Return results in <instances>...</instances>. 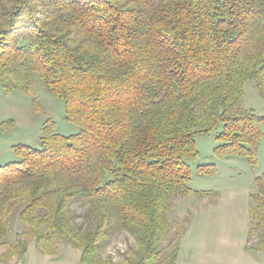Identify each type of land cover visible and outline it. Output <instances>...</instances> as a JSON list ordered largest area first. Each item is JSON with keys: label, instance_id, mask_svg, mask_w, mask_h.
Masks as SVG:
<instances>
[{"label": "trees", "instance_id": "1", "mask_svg": "<svg viewBox=\"0 0 264 264\" xmlns=\"http://www.w3.org/2000/svg\"><path fill=\"white\" fill-rule=\"evenodd\" d=\"M39 80L77 130L47 123L39 148L19 145L0 165V247L23 256L33 240L50 255L79 250L81 264H177L173 197L216 171L189 164L196 137L213 133L219 158L257 161L264 114L243 101L249 81L264 99V0H0L2 88L30 94ZM256 184L247 239L263 232L264 251V174ZM121 231L135 248L104 257Z\"/></svg>", "mask_w": 264, "mask_h": 264}, {"label": "rangeland", "instance_id": "2", "mask_svg": "<svg viewBox=\"0 0 264 264\" xmlns=\"http://www.w3.org/2000/svg\"><path fill=\"white\" fill-rule=\"evenodd\" d=\"M243 106L264 114V99L252 81L245 85ZM47 123H53L57 132L63 135L77 130L66 120L64 101L46 89L41 80L35 92L30 94L17 90L7 93L0 83V165L17 159L14 152L19 145L39 148ZM196 140L199 155L188 160L192 169L196 171L199 165H215L216 171L206 177L194 175L189 184L193 191L186 196L173 197L170 217L176 226L167 241L168 250L177 242L181 244L177 264H264V251L258 247L263 232L247 239L251 195L258 191L256 178L264 174V138L256 163L219 158L215 148L220 141L213 133L199 135ZM203 190L211 192L210 195L200 197L195 193ZM74 208L83 212L76 205ZM17 212L9 235L11 243L16 242V234L23 229ZM107 242L103 256H112L117 261L136 246L128 231L111 236ZM80 255L79 250L64 245L59 256L46 254L30 240L23 256L19 251L0 247V264H81Z\"/></svg>", "mask_w": 264, "mask_h": 264}]
</instances>
